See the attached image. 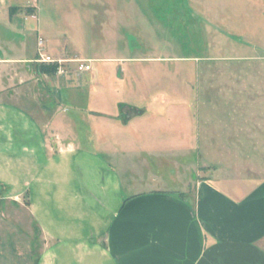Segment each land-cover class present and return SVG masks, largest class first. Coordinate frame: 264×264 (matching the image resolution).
I'll return each instance as SVG.
<instances>
[{
  "label": "rangeland",
  "instance_id": "obj_1",
  "mask_svg": "<svg viewBox=\"0 0 264 264\" xmlns=\"http://www.w3.org/2000/svg\"><path fill=\"white\" fill-rule=\"evenodd\" d=\"M40 40L56 60L50 64L62 60L55 73L37 70ZM117 57L126 62L109 60ZM82 62L92 68L80 70ZM257 74H264V0H0V109L7 114L0 123L11 125L9 137L25 138L21 114L30 120L28 111L39 110L60 128L74 124L66 133L97 150L85 137L87 127L120 122L118 115L128 121L127 114L138 111L128 104L145 105L140 123L150 125L153 117H165L153 110L173 106V133L186 134L189 123L194 142L184 140L178 159L165 145L157 160L149 155L148 188L153 178L163 188L181 187V176L191 178L198 169L206 175L217 165H237L248 177L252 164L264 168V147L250 140ZM22 90H35L38 99L12 94ZM16 202L0 200V254L7 262L15 240L32 237L36 256L44 246L26 196Z\"/></svg>",
  "mask_w": 264,
  "mask_h": 264
},
{
  "label": "crops",
  "instance_id": "obj_2",
  "mask_svg": "<svg viewBox=\"0 0 264 264\" xmlns=\"http://www.w3.org/2000/svg\"><path fill=\"white\" fill-rule=\"evenodd\" d=\"M253 85L256 125L250 140L264 147V74H257ZM12 94L38 99L35 90ZM128 105L138 109L127 114L128 121L118 115L120 122L86 128L85 137L97 150L66 133L75 130L74 124L60 128L41 118L39 110L28 111L30 120L18 113L26 131L16 142L9 137L11 125L0 123V135L7 138L0 137V200L18 203L26 196V210L44 243L36 256L32 237L15 240L11 262L1 253L0 264H264V168L252 164L248 177L237 165H217L202 168L206 175L198 169L191 178L181 176V187L163 188L153 178L148 188L149 155L157 160L165 145L178 159L184 140L194 142L195 129L188 123L186 134L173 133L178 112L173 106L164 113L153 110L152 115L165 117H153L148 125L140 123L146 106ZM3 110L0 120L7 116Z\"/></svg>",
  "mask_w": 264,
  "mask_h": 264
},
{
  "label": "built area",
  "instance_id": "obj_3",
  "mask_svg": "<svg viewBox=\"0 0 264 264\" xmlns=\"http://www.w3.org/2000/svg\"><path fill=\"white\" fill-rule=\"evenodd\" d=\"M43 40H40V43H39V47L42 49L43 48ZM40 55H41V58H42V62H55L56 60H54V59H51V58H49V56H47L44 52H43V50H41L40 51ZM59 61V63L60 62H62V60H57V62ZM92 68V65H90V64H88L87 62H82L81 64H80V66H79V69L80 70H90Z\"/></svg>",
  "mask_w": 264,
  "mask_h": 264
},
{
  "label": "trees",
  "instance_id": "obj_4",
  "mask_svg": "<svg viewBox=\"0 0 264 264\" xmlns=\"http://www.w3.org/2000/svg\"><path fill=\"white\" fill-rule=\"evenodd\" d=\"M37 70L40 73H55L58 70V63H52V64H48L45 62H40L38 64V68Z\"/></svg>",
  "mask_w": 264,
  "mask_h": 264
}]
</instances>
